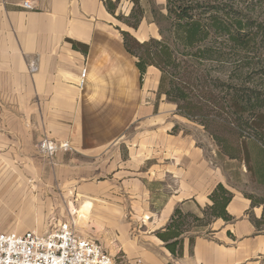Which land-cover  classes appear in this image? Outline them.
Instances as JSON below:
<instances>
[{"label": "crops", "instance_id": "obj_1", "mask_svg": "<svg viewBox=\"0 0 264 264\" xmlns=\"http://www.w3.org/2000/svg\"><path fill=\"white\" fill-rule=\"evenodd\" d=\"M29 1L33 10L23 8L25 0H0V204L40 212L7 217L3 224L76 220L81 203L89 201L95 229L87 234L102 243H128L127 226L134 227L138 241L153 242L130 251L143 264H264V204L253 205L229 186L185 135L191 123L161 92L160 71L150 67L142 75L125 48L121 32L139 42L157 39L147 36L144 19L138 30L121 25L123 0L114 15L106 3L118 0ZM32 62L39 67L33 75ZM175 127L178 133L171 134ZM44 139L69 143L71 150L46 158L36 147ZM219 184L233 194L227 207L232 220L185 231L181 255L173 256L155 232L177 208L203 218ZM23 193L37 200L23 206L16 196ZM45 210H51L47 218Z\"/></svg>", "mask_w": 264, "mask_h": 264}, {"label": "trees", "instance_id": "obj_2", "mask_svg": "<svg viewBox=\"0 0 264 264\" xmlns=\"http://www.w3.org/2000/svg\"><path fill=\"white\" fill-rule=\"evenodd\" d=\"M120 1L106 3L111 14ZM166 1V15L154 11L160 38L139 42L121 32L126 50L142 75L150 67L160 71L167 101L180 116L204 127L218 157L244 162L264 184V0ZM132 2L131 15L117 19L138 30L144 16L140 0ZM248 198L253 205L264 204ZM209 199L203 218L177 208L156 234L173 256L181 255L185 219L193 218L198 228L232 220L227 207L233 194L224 185Z\"/></svg>", "mask_w": 264, "mask_h": 264}, {"label": "rangeland", "instance_id": "obj_3", "mask_svg": "<svg viewBox=\"0 0 264 264\" xmlns=\"http://www.w3.org/2000/svg\"><path fill=\"white\" fill-rule=\"evenodd\" d=\"M166 5L167 1H159V0H140V6L143 12L144 21L142 25H146L148 30V37H156L158 39L159 35V28L157 26V23H155V15L154 11H158L163 13L164 15L167 14L166 11ZM121 9V13L119 14L120 17H129L131 15V12L134 8V4L132 0H123L122 3L119 5ZM121 25L127 26L123 21L119 20ZM128 27V26H127ZM133 30V29H132ZM189 121V120H188ZM191 124H188L189 127L185 126V135L192 136L196 141L197 144L202 148L206 155L213 160L215 165L223 171L225 176L229 179V186L237 191L243 192L246 196H252L256 198L258 201H264V184H260L253 173H250L247 169V166L244 162H238V161H228L226 159L220 158L217 155V147L214 141L207 135V133L204 130V127L200 126L197 123L189 121ZM191 125V126H190ZM179 131V128L176 131H172L171 134H177ZM133 134H135V131H133ZM252 165V163L250 164ZM159 190V187H157ZM18 198H22L25 200L23 206L25 203L28 202V200H37L38 195L33 193H26V194H17ZM82 206V203L81 205ZM81 210V209H80ZM36 209L34 208H23L19 207L16 209H2L0 204V234L1 233H11L15 232L18 234H23L29 231H35L39 233H45L48 230L52 228L51 225L42 224L38 227H24V226H14V225H6L3 224L7 217H13L16 215H25L27 217H32L34 214H37ZM49 213H51V210H45L44 211V217L47 218ZM72 213H75L72 211ZM80 214H76V221L79 220L78 229L80 230V234L84 237L92 238L95 241H97L99 244H101L107 251L115 258V261L117 264H135L137 261H141L143 264L142 259L135 258L134 256L130 255L131 249H136L138 246L149 249L153 242L151 239H140V241L137 240L134 235H132L133 231L130 230V228L134 227H128L127 226V236L129 240L128 243H121L114 240H106L102 243V241L98 240V238H95V236L90 237L87 233V230L95 229L92 226L93 218L89 216L86 223H83V220L81 219ZM78 217V218H77ZM68 220V219H67ZM63 218L61 220H57L56 223L59 224L63 222ZM183 230L188 231L191 230L193 227H196L198 223H196L193 218H187L184 221ZM206 223H202L201 228H206ZM80 227V228H79ZM35 229H38L39 231H36ZM123 230V228H120ZM204 230V229H201ZM141 232L144 233L143 237H149L148 236V230L144 227V229H140ZM123 232V231H122ZM146 232V233H145ZM159 231L155 232V235ZM138 233V232H137ZM136 238V239H134ZM162 246H158L157 249L161 248Z\"/></svg>", "mask_w": 264, "mask_h": 264}, {"label": "built area", "instance_id": "obj_4", "mask_svg": "<svg viewBox=\"0 0 264 264\" xmlns=\"http://www.w3.org/2000/svg\"><path fill=\"white\" fill-rule=\"evenodd\" d=\"M23 8L33 10L29 0H25ZM38 70L37 62L29 63L30 74H36ZM85 86L86 71H83L78 87L83 90ZM36 147L46 158H53L60 151L71 150L69 143L58 145L49 139L40 141ZM50 225L52 228L45 233H1L0 264H117L101 244L80 234L75 219Z\"/></svg>", "mask_w": 264, "mask_h": 264}, {"label": "bare ground", "instance_id": "obj_5", "mask_svg": "<svg viewBox=\"0 0 264 264\" xmlns=\"http://www.w3.org/2000/svg\"><path fill=\"white\" fill-rule=\"evenodd\" d=\"M92 209H93V204L92 202H86L82 205L81 207V210H80V215L81 216V219L83 220V223H86L91 212H92Z\"/></svg>", "mask_w": 264, "mask_h": 264}]
</instances>
